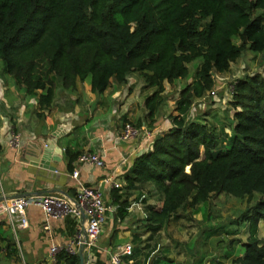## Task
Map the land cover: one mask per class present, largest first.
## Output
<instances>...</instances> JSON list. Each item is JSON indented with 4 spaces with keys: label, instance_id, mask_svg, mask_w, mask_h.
<instances>
[{
    "label": "trees",
    "instance_id": "1",
    "mask_svg": "<svg viewBox=\"0 0 264 264\" xmlns=\"http://www.w3.org/2000/svg\"><path fill=\"white\" fill-rule=\"evenodd\" d=\"M259 10L264 0H0V74L37 95L43 110L52 106L59 86L74 92L78 82L89 81L92 92L103 94L112 82L127 84L138 73L145 87L154 88L145 99V121L153 126L166 103V82L188 80L189 64L201 59L181 89L171 127L135 157L125 187L138 188L147 204L141 221L153 234L181 208L197 212L213 195L256 198L227 232L247 227L235 264H264V76L248 74L235 82L231 133L189 119L217 74L227 73L248 50L264 52ZM79 154L67 150L69 171ZM153 196L160 204L148 203ZM129 204L128 198L119 202V217ZM4 238L6 256L20 261L16 241ZM56 258L80 264L79 254L66 249Z\"/></svg>",
    "mask_w": 264,
    "mask_h": 264
},
{
    "label": "crops",
    "instance_id": "2",
    "mask_svg": "<svg viewBox=\"0 0 264 264\" xmlns=\"http://www.w3.org/2000/svg\"><path fill=\"white\" fill-rule=\"evenodd\" d=\"M130 82L131 79L126 85L130 86ZM123 87L124 84L112 82L103 94H97L92 92L89 81L78 82L74 92L59 86L52 106L42 110L38 106L37 95H28L23 87L16 86L10 76L0 74V196L61 188L67 194H53L73 199L76 181L72 173L79 169L81 180L99 187L110 208L96 245L91 248L85 245V263L111 264V255L118 246L131 242L136 254L125 256V264H167L162 253L153 258L156 252L152 244L154 234L141 221L147 214V204L139 198L138 188L125 187V176L135 157L147 150V139L144 137L141 142L115 140L122 130L115 105ZM144 104L143 110L147 113ZM125 105L122 107L123 119H134ZM14 134L20 135L19 147L10 144ZM47 140H50L53 156L57 157V161H51L56 171L33 163L39 159L37 147ZM67 150L79 151L80 154L99 152L105 159V166L82 164L77 158L73 163L74 170L69 171ZM126 198L130 204L125 217L121 218L117 210L119 202ZM27 218L28 226L18 229L16 237L6 214H0V264H55L58 260L51 253L52 246L65 249L86 230L83 216L52 218L37 206L27 209ZM5 236L16 241L20 261L6 256ZM57 264H66V261L63 259Z\"/></svg>",
    "mask_w": 264,
    "mask_h": 264
},
{
    "label": "rangeland",
    "instance_id": "3",
    "mask_svg": "<svg viewBox=\"0 0 264 264\" xmlns=\"http://www.w3.org/2000/svg\"><path fill=\"white\" fill-rule=\"evenodd\" d=\"M257 14L264 15V11L259 10ZM236 41L240 42L239 39ZM200 61L201 59H197L189 64L190 78L188 80L178 79L175 83L166 82V103L158 110L155 116L157 122L153 126L145 121L146 113H144L143 104L146 97L154 92V88L145 87V82L138 73L131 75L130 86L124 84L125 87L118 95L119 98L115 105L116 115H120L117 117V121L122 122V129L127 124L142 128V134L140 133L133 139L137 142L144 140L146 130H150L152 133L154 130L157 131L153 134L152 139L146 141V151L152 149L157 135L171 127L172 115L175 114L176 101L180 96L181 89L187 82L192 81ZM255 73L264 76V52L255 53L248 50L232 63L231 69L227 73L216 75L215 86L195 102L189 113V119L206 123L212 127L216 126L218 131L224 127L228 133H231L234 109L230 103L233 99V86L239 78ZM116 83L114 81V84ZM96 104L92 105L93 110ZM124 104L127 105L125 106L128 114L133 113L134 119L132 117L123 119L122 107L124 108ZM139 121L142 123L138 126ZM144 193L147 195V190H144ZM139 198L142 199V196ZM255 201L256 198L249 201L248 198L241 199L227 194H219L213 195L206 204L199 207L197 212L191 207L181 208L178 215L164 229L153 235V251H156L153 258L162 253L165 258L172 259L171 262L167 261V264H235L233 259L242 255L245 249L243 243L247 238V227L243 226L239 231L232 233L227 231L232 228V220ZM148 202L160 204L156 196L149 197ZM137 207L141 208L138 204ZM260 225V236H264V225L263 223ZM231 239H234V242ZM229 252L232 257L229 256Z\"/></svg>",
    "mask_w": 264,
    "mask_h": 264
},
{
    "label": "built area",
    "instance_id": "4",
    "mask_svg": "<svg viewBox=\"0 0 264 264\" xmlns=\"http://www.w3.org/2000/svg\"><path fill=\"white\" fill-rule=\"evenodd\" d=\"M141 132L142 128L127 124L124 129L116 135L115 140L117 142L131 140L136 138ZM144 134V137L147 140H150L153 137V133L150 130H146ZM20 142L19 134H14L10 139V144L14 147H19ZM78 161L82 164H89L96 167L105 166V159L99 152H83L79 155ZM72 176L76 181L75 199L78 202V205L66 196L53 193L15 197L0 202V214H6L7 220L16 237L18 235V229L28 226L27 209L30 206L40 207L48 217L52 218H60L68 215L81 218L83 216V210L87 216L85 226L87 240L85 245L90 248L96 245V242L103 231V226L107 220V214L110 208L99 187L87 184L81 180L79 169H75ZM114 184L119 186L116 182ZM83 236L84 235L80 234L76 240L69 244L65 249L71 254H79V247ZM61 250L62 248L60 246L53 245L51 253L55 257ZM133 250L134 245L131 242L121 244L116 251L112 253L111 264H125L123 258L132 255Z\"/></svg>",
    "mask_w": 264,
    "mask_h": 264
},
{
    "label": "water",
    "instance_id": "5",
    "mask_svg": "<svg viewBox=\"0 0 264 264\" xmlns=\"http://www.w3.org/2000/svg\"><path fill=\"white\" fill-rule=\"evenodd\" d=\"M36 153L38 154L39 159L34 161V165L43 167L48 170H55L56 171V166L51 163L52 160L57 161V157L52 154V147L50 146V140L48 141H42L40 147L38 146L36 149ZM46 193H61V194H67L64 190L61 188H51V189H45L41 190L39 192H25V193H18L15 195H1L0 196V202L6 200V199H11L15 197H21V196H30V195H43ZM73 200L77 205L78 202L76 201L75 198H70ZM82 215L83 218H87L85 212L82 210ZM87 240V232L86 230L84 231V236L82 238V241L80 243L79 247V257H80V264H86L85 263V244Z\"/></svg>",
    "mask_w": 264,
    "mask_h": 264
}]
</instances>
